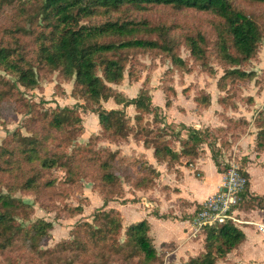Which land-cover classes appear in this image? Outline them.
Masks as SVG:
<instances>
[{
    "label": "trees",
    "instance_id": "obj_1",
    "mask_svg": "<svg viewBox=\"0 0 264 264\" xmlns=\"http://www.w3.org/2000/svg\"><path fill=\"white\" fill-rule=\"evenodd\" d=\"M245 1L264 4V0ZM154 6L191 9L218 18L215 47L225 69L217 87L225 94L217 96L216 102L235 108L226 93L228 79L251 76L240 65L254 56L264 30L233 0H0V70L30 89L39 85L38 77L56 72L71 82L70 96L81 101L83 111L96 114L99 125L97 133L75 144L84 133L76 108L56 105L42 109L39 102L14 93L13 82L0 75V119L7 116L6 109L10 114L19 110L30 115L26 133L14 129L0 142V257L8 264H110L139 255L145 262L157 259L147 220L123 226L121 214L114 209L95 210L92 222L77 221L67 239L45 249L41 245L52 228L50 221L37 218L27 226L16 221L15 216L28 219L30 212L29 204L13 195L16 191L33 195V200L50 209L46 200L66 197L80 180H88L99 191L103 206L122 197L124 185L149 189L155 184L158 170L144 157L99 146L103 140L116 144L130 136L151 148L155 160L174 171L179 164L193 163L206 147L217 170L223 171L220 159L224 147L214 127L180 122L178 129L171 130V123L159 114V106L152 104L146 85L130 98L111 86L122 81L131 51L157 52L170 57L175 66L187 68L175 51L168 27L126 18V13ZM185 41L191 57L206 66L204 37L187 34ZM108 99L122 107L132 106V116L122 108H105L102 102ZM193 100L205 107L210 104L208 98L198 95ZM256 123L254 149L259 153L264 152V114ZM242 159L241 171L247 182L235 207L264 209V196L249 191L244 168L247 160ZM55 170L62 174L55 176ZM69 209L74 214L83 210L81 204ZM202 230L203 251L177 264H215L245 238L231 221L207 224ZM121 231L123 243L119 241ZM63 254L71 256L64 260Z\"/></svg>",
    "mask_w": 264,
    "mask_h": 264
},
{
    "label": "rangeland",
    "instance_id": "obj_2",
    "mask_svg": "<svg viewBox=\"0 0 264 264\" xmlns=\"http://www.w3.org/2000/svg\"><path fill=\"white\" fill-rule=\"evenodd\" d=\"M233 2L237 8L255 19L264 30V4L245 0H233ZM126 18L145 20V22L151 25L157 24L168 27V31L174 39L175 51L186 62L187 68L175 66L170 57L158 54L157 52L131 51L128 55V62L123 72L122 81L118 84H112V88L130 98L137 93L141 85H146L151 94L152 104L159 106V114L164 116L167 123H171L169 127L171 130L179 128L178 123L173 121H185L188 118H198L203 120L202 122L204 123L208 122L209 125L213 124L215 120L220 121L217 126L208 125L211 128L222 127V130L221 128L219 130L212 128L214 134L220 137V141L224 147L220 161L225 168V159L231 158L234 153L237 159L236 162L242 168V158H246L247 160L248 155L256 152L254 149L255 136L252 137V135H255L257 130L256 120L263 117L264 114V37L260 41L254 56L240 65V68L245 72H251V76L228 79V85L226 84L228 90L226 93H228V98H232L236 104L235 108H231L228 104L222 105L216 102L217 96L225 94L224 90H220L217 87L219 78L224 73L225 64L218 58L215 47L216 27L218 23L216 16L211 13L191 9L175 10L169 7L154 6L143 11L126 13ZM197 33H200L205 39V43L202 46L204 48V62L206 66L200 65L198 61H195L191 57L185 41L187 34L196 35ZM0 75L13 82L15 87L14 93H17L18 96H22L28 101L39 102L42 109L53 108L56 105L76 108L83 121L84 133L77 138L75 144L83 143L88 133L98 131L99 125L98 122L96 125V114L82 110L78 103L81 101H77L70 96L71 82L65 81L56 72L38 77L39 85L33 89L20 85L14 76L3 70H0ZM222 82L224 80L221 81L220 86H222ZM197 95L201 98H208L210 100L209 106L205 107L196 104L193 98ZM102 105L105 108H122L129 116L133 114L132 106L122 107L121 104H116L112 99L103 101ZM5 112L7 116L0 119V142L14 129H20L22 133H26V121L30 116L28 112H21L19 110H15L12 114L7 109ZM198 115L201 117H198ZM145 117L150 119L149 115H145ZM236 119L239 122L232 123V120ZM242 136L247 137V139L243 140ZM134 143L129 137V139L122 140L116 143V145L120 146L122 152L129 153L130 151H136ZM98 145L115 148L114 143L107 142L106 140L99 142ZM253 161L254 165L250 164V175L253 182L251 184H255L258 187V189H254L255 192L264 193V167H261L264 165H262V158L261 160L253 159ZM207 166L205 165L203 168L200 178L213 180L214 173ZM61 174L60 170L54 171V175L57 177ZM247 175L249 180L248 172ZM56 186L60 187L61 184L57 183ZM70 188L71 190L66 197L55 196L45 201L50 204V209H46L39 202L33 200V195L29 193L21 191L13 193L14 196L21 198L30 206L28 219L22 220L21 216H15L17 222L22 223L24 226H27L37 218H44L51 222L52 228L49 230L47 237L42 241L41 248L43 249L53 248L61 240L67 239L77 221L87 220L92 222V214L97 209L117 210L116 206L118 202L123 204V206H120L124 215L122 223L123 226H126L130 222H136V220H129L127 218L128 213L138 206L136 202H139L141 205L137 209L140 213L148 207L151 209L157 208L151 202L149 203V201L147 202L143 199L142 195L135 192H130L133 195V197L130 196L131 199L129 197L121 199L128 192L125 185L122 197L107 202L105 206L102 205L99 191L93 189L88 180H80ZM128 200L131 201V204H127ZM159 203L157 204L162 208L164 202ZM77 204H81L82 212L79 214L70 212L69 208ZM238 209L245 218L252 219L257 223H264V209L254 207L252 208L254 210L251 211L252 209H245L242 206H239ZM250 211L251 213H249ZM238 226L248 234L246 243L253 241L257 244L255 248L252 247L249 250V253L258 264L259 261L263 260L262 257H264V234L258 231L254 225L241 224ZM201 233L204 235L203 230H201ZM251 236L253 239H251ZM123 238V231H121L120 243H123ZM245 251H248V248ZM158 252L157 250V259L152 262H145L142 256L139 255L129 259H115L110 264H176L170 258L164 259V252ZM58 255L56 254L55 256ZM61 256L64 260H68L71 255L63 254ZM225 262L226 264H255V262L252 263V261L240 259V255L236 250L235 252L231 251ZM0 263L8 264V261H4L0 257ZM19 264H23L22 261ZM86 264H91V261H88ZM93 264H96V262L93 261Z\"/></svg>",
    "mask_w": 264,
    "mask_h": 264
},
{
    "label": "crops",
    "instance_id": "obj_3",
    "mask_svg": "<svg viewBox=\"0 0 264 264\" xmlns=\"http://www.w3.org/2000/svg\"><path fill=\"white\" fill-rule=\"evenodd\" d=\"M198 117L201 116L198 115ZM202 121L203 120L198 118H188L185 121L173 122H181L185 125H191L195 127H205L209 125L208 122L204 123ZM219 122L220 121L215 120V122L209 126H217L219 125ZM89 134L90 133H88L87 136ZM253 136L255 135L253 134L252 137ZM130 138L135 142V152L130 151L129 153H124L120 150V146L116 145L115 143V148L113 149H119L122 155L144 157L149 164L158 170V176L155 179V184L149 189H140L134 187L130 188L129 186H126L128 192H126L121 199L126 197L131 199L130 196L133 197V195H131L130 192H135L142 195L143 199H145L147 202L149 201V203L151 202L157 208L151 209L148 207L147 209H143V212L140 213V211L137 209L140 208L141 205L139 202H136L138 203V206L133 208L128 213L127 218L129 220L136 221L140 220L141 217L146 219L149 225V235L152 238L154 246L159 251L158 253L164 252V259L170 258L173 263L177 264L183 262L187 258L193 257L199 252L203 251L204 235L201 233V231L192 234L194 229L193 216L198 209L200 202L214 194L219 189L222 173L217 170L213 160L210 157L209 150L206 147H204V151L198 156V158L195 159L193 163H189L188 165L179 164L174 171L172 169H167L164 162H157L152 155L151 148H145L141 142L135 141L132 137ZM241 138H243V140L247 139L245 136H242ZM261 158L263 162L264 152L251 153L247 156V161L244 166L245 171L249 174V191L258 195H264V193L254 191V189H258V187L255 184H251L253 182L250 175V164L254 165L253 159L261 160ZM205 165H208L207 167H210V170L212 173H214L213 180H208V178H200L201 172L203 171ZM197 177H199V179H197ZM159 201L160 203L164 202L162 208H160V205L157 204ZM127 204H131V201L128 200ZM120 206H123V204L118 202L116 209L121 213V216L124 220V215ZM253 210L254 209L251 211ZM251 211L249 213H251ZM242 231L245 234V238L240 243V245L232 251L235 252L236 250V252H238L240 255V259H246L257 264V261H255L252 255L249 253V250H251L252 247L255 248L257 244L253 241L246 243L248 234L244 230ZM251 239H253L252 236ZM247 248L248 251H245ZM230 253L231 252H229L224 258L217 260L215 264H226L225 260H227ZM262 259L263 260L259 261L258 264H264V257H262Z\"/></svg>",
    "mask_w": 264,
    "mask_h": 264
},
{
    "label": "built area",
    "instance_id": "obj_4",
    "mask_svg": "<svg viewBox=\"0 0 264 264\" xmlns=\"http://www.w3.org/2000/svg\"><path fill=\"white\" fill-rule=\"evenodd\" d=\"M236 160L234 153L231 158L225 159V168L221 172L222 178L219 189L202 200L194 213L192 234L200 232L204 225L225 221H231L236 226L241 224L254 225L258 231L264 234V223H257L252 219L245 218L235 207L239 193L244 189L247 182Z\"/></svg>",
    "mask_w": 264,
    "mask_h": 264
},
{
    "label": "water",
    "instance_id": "obj_5",
    "mask_svg": "<svg viewBox=\"0 0 264 264\" xmlns=\"http://www.w3.org/2000/svg\"><path fill=\"white\" fill-rule=\"evenodd\" d=\"M223 190H225V188H223Z\"/></svg>",
    "mask_w": 264,
    "mask_h": 264
}]
</instances>
